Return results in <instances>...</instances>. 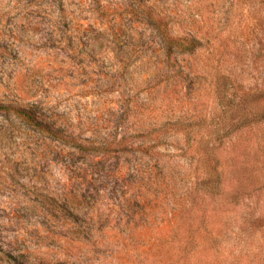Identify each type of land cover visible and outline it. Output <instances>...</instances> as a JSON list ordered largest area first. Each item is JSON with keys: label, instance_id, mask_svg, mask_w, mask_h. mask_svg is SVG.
Masks as SVG:
<instances>
[{"label": "rangeland", "instance_id": "1", "mask_svg": "<svg viewBox=\"0 0 264 264\" xmlns=\"http://www.w3.org/2000/svg\"><path fill=\"white\" fill-rule=\"evenodd\" d=\"M232 1L199 18L197 0H0V100L111 142L73 158L0 113V264H264V32ZM221 20L225 38L241 27L244 39L218 63ZM191 32L210 44L179 75L161 45ZM221 75L234 104L218 98ZM88 190L75 219L72 198Z\"/></svg>", "mask_w": 264, "mask_h": 264}, {"label": "trees", "instance_id": "2", "mask_svg": "<svg viewBox=\"0 0 264 264\" xmlns=\"http://www.w3.org/2000/svg\"><path fill=\"white\" fill-rule=\"evenodd\" d=\"M188 1H193V0H188ZM212 0H197V2H195L198 6H192V9H197V12L199 14L200 12V8H207L211 5H217L219 8H223L225 6V3H228L229 6L228 8L230 9V12L233 9V1L232 0H217L215 3L211 2ZM238 6L241 5L242 7L244 6L245 8H248V13L250 14V16L256 21L255 23H257L258 26H260L261 30H263L264 32V0H238ZM208 5V6H207ZM203 11V9L201 10ZM204 14V13H203ZM203 14H201V17L203 16ZM199 18H200V14H199ZM221 23L222 20L219 22V26L218 28L221 30ZM221 30L219 31L218 34L221 33V35L216 36V37H212L213 39V44H210V40H208V34L205 35H197L194 34L193 32L187 34L184 37H169L165 40H163L162 43V51L165 55V59L166 62L168 64V66H178V71L177 73L179 75H181L182 73H187V75H190L194 65L192 64H188L185 66L183 65L184 62V58L188 57V58H192L194 57L196 54H198V52L205 46V44H210L211 46V50H212V54L214 55V59L217 58V62L220 63L223 55L221 54V52H226L227 49H229V43H232L235 46V43L238 41H241L244 39L243 36V32L241 27H237L230 35L228 38H225V36L222 35V33H225L226 31ZM207 35V37H206ZM241 49V48H240ZM224 81L226 83H224ZM231 84L232 85V81L229 77L225 76V75H221L219 78V84L217 86V93H218V98L220 100L221 103L227 102L230 104H234V101L236 100V93L235 91L232 93V88H234V85L229 87L228 85ZM0 113L4 114V115H15L16 117H18L19 119H21L22 121L25 122V124L31 128L32 130H34L35 132L39 133V134H47L50 135L52 137L50 138H54L56 140L61 141L64 144L68 145V153L73 157V158H86L87 156L91 159H97L99 157L102 156L99 155L102 152H105L108 147L111 145V142L108 141V139H103L104 141H100L98 142H92L89 139H83L79 136H74V135H66L65 131L63 130V128L61 126H58L55 122H51L46 120V116L43 114V112L39 111L38 106L36 105H26V106H21L19 104H14L13 102L10 101H2L0 100ZM245 122H243L242 124H246L249 123V120L247 117H244ZM180 124L182 122H179ZM178 123V124H179ZM166 123H163L162 126L159 128L160 130H164V128H166ZM134 128L135 131L137 129V132L140 133L141 135L145 133V129L146 127L144 125L137 126L136 124H134ZM190 133H187V136L183 137V138H175V143H177L178 145H181V143H184L183 145L179 146L181 151L186 152L188 149L192 148V142L194 141V137L189 136ZM159 140L160 143L159 145H166V140H168L169 135L167 133L162 134L157 136V138H160ZM226 137L221 134H217V136L215 138H213V142L214 144H217L218 147L217 148H213L215 149H219L222 148L224 145V139ZM112 139H116V137L112 136ZM158 143V142H157ZM209 144V143H208ZM206 145L205 148V152L204 154L207 155L209 157V160L213 161L214 159L212 158V152L209 150V145ZM121 145V141L117 142L116 146ZM65 149V148H64ZM215 170V168H213ZM207 175L212 176L213 173H211V171H207ZM120 179H123L122 175H118L117 176ZM93 198V193L88 190L87 194L86 192L83 194L77 193L73 196L72 198V205L75 213L74 214V218L75 219H81L79 216V212L82 211V209L84 207H82V205L84 204L85 201L87 200H91ZM80 201H83V204H81ZM119 204H121L123 206V208L127 205L126 200L122 202H119ZM130 206H127V210H129ZM63 210L64 209L63 207ZM89 222H93L94 219H92V217L87 219ZM133 223L132 220H127L126 221V225H131ZM93 226H95L94 224H92ZM94 229V228H93ZM97 230V229H96ZM93 230L91 231L92 235H95V231Z\"/></svg>", "mask_w": 264, "mask_h": 264}]
</instances>
